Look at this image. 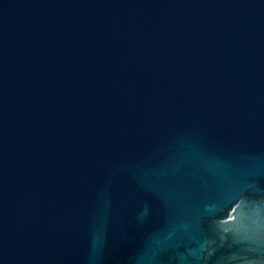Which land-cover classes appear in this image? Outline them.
Wrapping results in <instances>:
<instances>
[{
    "label": "water",
    "instance_id": "95a60500",
    "mask_svg": "<svg viewBox=\"0 0 264 264\" xmlns=\"http://www.w3.org/2000/svg\"><path fill=\"white\" fill-rule=\"evenodd\" d=\"M264 0H0V264H264Z\"/></svg>",
    "mask_w": 264,
    "mask_h": 264
},
{
    "label": "flooded vegetation",
    "instance_id": "af4514ba",
    "mask_svg": "<svg viewBox=\"0 0 264 264\" xmlns=\"http://www.w3.org/2000/svg\"><path fill=\"white\" fill-rule=\"evenodd\" d=\"M264 200V199H263Z\"/></svg>",
    "mask_w": 264,
    "mask_h": 264
}]
</instances>
